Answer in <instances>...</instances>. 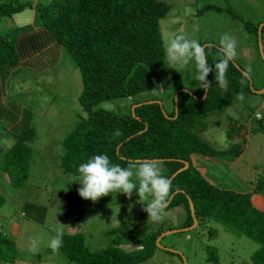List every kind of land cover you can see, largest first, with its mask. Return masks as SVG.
Wrapping results in <instances>:
<instances>
[{
    "label": "rangeland",
    "instance_id": "1",
    "mask_svg": "<svg viewBox=\"0 0 264 264\" xmlns=\"http://www.w3.org/2000/svg\"><path fill=\"white\" fill-rule=\"evenodd\" d=\"M161 1L170 5L166 15L160 19L165 46L176 34L196 39L201 45L206 41L219 45L220 36L229 33L238 42L234 59L242 66L243 72H247V78H251L253 91L244 95L243 99L235 100L231 107L216 111L208 119L207 129L197 126L193 131L218 150H228L242 142L245 150L234 160L218 157L213 164L205 160H199L198 164L204 166L205 176L223 188L253 191L258 181L264 178V133L251 132L252 128L264 124V93L258 92L264 89V54L258 31H249L245 22L253 24L254 28L264 24V0ZM16 3L17 0H0L3 9L6 4L15 6ZM48 3L40 0L38 10H43ZM17 32L18 29L8 31L5 24V31L0 37H16ZM262 41L264 51V32ZM175 68L168 66L166 57L164 72L154 84V89L139 93L134 98L103 101L96 108L131 113V104L137 100L140 102L134 104L136 107L159 103L162 110H172L173 98L176 107V94H179L176 93L177 88L186 85L188 88L185 89H193L196 93L201 89L195 79L197 69L194 61L187 65L176 64ZM82 89L81 71L63 46L49 48L24 65L0 72V112H11L3 119L8 124L6 130L19 131L28 125L36 128V137L30 143L33 155L27 182L12 187L6 172L0 170V185H3L0 194L7 196V201L0 208V224L7 225L12 218L13 225L16 222L23 224L31 216L33 225L22 236L25 247L35 245L31 264H42L44 257L46 263L63 264L62 261H66L60 251L56 252L49 246L57 234H83L92 250H100L112 245L115 228L119 230L117 234H123L131 226L141 230V222L145 223L143 226L147 231H157L160 226V222L148 220V214L143 211L144 205L137 202L135 191L131 200L115 192L96 202L85 200L77 192L80 185L72 182L75 175L63 170V141L86 117L79 100ZM257 114L261 117L258 118ZM232 125L237 132L243 133L248 129L245 140L241 141L237 134L234 137L238 138H229ZM4 144L7 145L6 151L13 145V140L6 136ZM0 147H3L2 144ZM164 168L161 164L162 173ZM256 196L258 200L264 198V189L254 198ZM148 199L151 200V197ZM26 202L28 209L25 208ZM187 212L184 207L164 210L161 225L172 228L165 229L160 235L183 229L182 225L188 219ZM130 218H136L140 223L133 225L128 220ZM10 233L15 235L12 231ZM161 245L163 247L156 246L152 258L141 264H185V260L187 264H252L251 255L259 247L251 238L238 236L226 225L215 221L205 226L199 222L190 231L166 235ZM122 247L138 249L132 242H125ZM213 255L216 261L212 259Z\"/></svg>",
    "mask_w": 264,
    "mask_h": 264
},
{
    "label": "trees",
    "instance_id": "2",
    "mask_svg": "<svg viewBox=\"0 0 264 264\" xmlns=\"http://www.w3.org/2000/svg\"><path fill=\"white\" fill-rule=\"evenodd\" d=\"M2 4L0 17L17 10L14 5L7 4L3 9ZM169 6L161 0H50L40 10L44 23L54 31L58 43L80 69L83 81L79 100L86 117L64 139L61 166L64 171L77 175L78 165L97 154H106L113 164L121 166H126L129 160L158 159L165 166L163 175L170 178L184 166V161H188L189 168L171 180V194L178 192L165 210L184 207L188 210V219L182 227L189 226L193 224L191 200L204 226L211 221L222 223L238 236H247L257 242L259 247L252 253L251 261L264 264V209L254 204V196L264 189V178L250 192L223 188L205 176L195 159L197 156L226 157L232 161L245 150L242 142L228 150H218L193 131L197 126L207 129L208 119L216 111L231 107L235 100H240L239 94L244 96L253 91L250 80L235 59L229 63L224 86L215 81L214 71L209 73L207 80L211 86L205 97L204 89L196 93L193 89H185L186 85L177 88L178 113L175 97L170 111L162 110L159 103L138 106L134 114L133 111L120 113L96 108L103 101L134 98L154 89L164 72L166 55L160 19ZM245 24L249 31H258L259 27ZM15 42V36L0 37V72L19 66L21 58ZM202 45L208 64H214L219 45L209 41ZM137 102L140 101L134 100L131 105ZM10 113L8 111L6 117ZM233 127L230 126L229 138L245 140L248 129L241 133ZM6 128L0 118L1 136L5 135ZM251 132L264 133V124L252 128ZM7 133L13 145L2 151L0 170L6 172L14 187L25 184L29 178L33 155L30 143L36 137V128L28 125ZM235 134L239 136L234 137ZM6 201L7 196L0 194V208ZM25 208L28 209L27 202ZM30 217L26 222L33 224ZM128 220L133 225L140 221ZM161 224L160 221L157 231H147L145 223L141 222V230L131 226L123 234H117L119 230L115 228L112 245L100 250H92L83 234L64 233L61 234L62 246L54 251H60L75 264H141L154 256L159 235L172 228ZM12 225L13 218L7 225L0 224V263L14 262L19 255L17 234L12 231L15 235L11 236V230L6 228ZM125 242H132L138 249L123 248ZM212 259L216 261L214 255Z\"/></svg>",
    "mask_w": 264,
    "mask_h": 264
},
{
    "label": "clouds",
    "instance_id": "3",
    "mask_svg": "<svg viewBox=\"0 0 264 264\" xmlns=\"http://www.w3.org/2000/svg\"><path fill=\"white\" fill-rule=\"evenodd\" d=\"M237 44L234 36L229 33L222 34L219 39L218 57L216 62L210 65L205 46L196 39L176 34L166 44L165 55L168 66L172 68H175L176 64L187 65L194 61L197 69L195 79L199 81V88L208 90L211 82L207 80V76L213 71L215 81L224 86L229 63L237 55ZM239 98L243 99L242 93L239 94ZM257 117L260 118L261 114H257ZM73 181L80 185L77 188L79 196L93 202L113 192L122 193L131 200L135 191L138 196L137 202L144 205L143 211L148 214V220L153 222L164 219L162 213L169 203L172 192L171 179L163 175L161 162L155 159L129 160L126 166H121L113 164L106 154L93 155L78 165L77 175L73 177ZM62 243V236L57 234L51 239L49 246L53 250H58Z\"/></svg>",
    "mask_w": 264,
    "mask_h": 264
},
{
    "label": "crops",
    "instance_id": "4",
    "mask_svg": "<svg viewBox=\"0 0 264 264\" xmlns=\"http://www.w3.org/2000/svg\"><path fill=\"white\" fill-rule=\"evenodd\" d=\"M39 1L40 0H17V3L15 5V8H17V10L11 14H8L0 18V35L2 32L5 31V24H6V29L8 31L18 29V35L16 36V42L14 46L16 48L18 55L21 58V62L19 63L20 64L19 66L28 63L32 59V57L39 56L42 52H44L49 48L61 46V44H59L57 41V37L54 31L50 27H48L42 19L41 13L38 10ZM43 1L44 2L47 1L48 3L50 0H43ZM52 54L54 53H51V55ZM7 79L9 80L7 82V85L9 86L10 78L8 77ZM7 112H8L7 110L0 112L1 120L6 119L5 114ZM6 125L8 126V124ZM4 132H5L4 136L0 135V146L1 144L3 146L0 147V155H2V151H5L4 146H7L4 144V137L7 136L8 131L5 130ZM7 137L9 138V136ZM2 158L3 157L0 156V160ZM195 159L197 165L203 168L204 171V166H200L198 164V161L205 160L208 164H213L216 158L206 159L203 156H197ZM254 204L257 207L264 209V198H260L258 200V197L256 196L254 199ZM6 209H9V207H6ZM32 225H33L32 223H27V222L23 224L20 222H16L11 227L9 226L10 229L8 228V226L6 227L8 230L14 231L17 234L16 240L18 242L19 255L18 257H16V260L14 262H7V263L1 262L0 264H31L32 263L30 262V260L33 259V255H35L34 254L35 245L28 244V246L25 247L22 243L23 234L25 233L26 230L31 228ZM45 259L46 258L44 257L43 258L44 262ZM44 262H42V264H57L56 262H49V263L46 262L44 263ZM62 262L63 264H75L69 261L68 259Z\"/></svg>",
    "mask_w": 264,
    "mask_h": 264
},
{
    "label": "water",
    "instance_id": "5",
    "mask_svg": "<svg viewBox=\"0 0 264 264\" xmlns=\"http://www.w3.org/2000/svg\"><path fill=\"white\" fill-rule=\"evenodd\" d=\"M263 27H264V24H261V25L259 26V28H258L259 44H260V48H261V52H262V54H264V51H263V41H262ZM237 65L239 66V64H237ZM242 69H243V68H242ZM242 69H241V70H242ZM242 71H243V70H242ZM244 73L246 74L247 72L244 71ZM248 77L250 78L249 74H248ZM250 85H251V86L253 85V82H252L251 78H250ZM251 89H252V88H251ZM207 91H208V90H206V92H205V94H204V97L207 95ZM255 91H256V90H255ZM258 92H259V93H264V89H263V90H260V91H258ZM178 95H179V94L177 93V94H176V113H178ZM135 107H136V106H133V109H132V110H133V114H134V111H135ZM137 160H143V159H137ZM155 160H158V159H155ZM158 161H159V160H158ZM184 163H185L184 166L181 167V168H179V169L173 174V176L170 177L171 180L173 179V177L177 176L179 173H181V172H183V171H185V170H187V169L189 168L190 163H189L188 161H184ZM177 192H178V191H176L175 193H177ZM175 193L171 194V197H170V200H169V203H168L167 207L170 205V203H171V201H172V199H173ZM190 205H191V213H192V217H193V224H192L191 226L185 227V228H183V229H175V230H172V231L170 230V231H168V232L163 233L162 235H160V236L157 238V240H156L157 245H159L160 247H163V246L161 245V240H162V238L165 237L166 235L173 234V233H178V232L190 231V230L194 229L195 227H197L199 221H198V217H197V215H196V213H195L194 204L192 203L191 200H190ZM166 249H168L169 251H172L173 253L175 252V253H178V254H182V253H181L180 251H178V250H174V249H171V248H166ZM184 259H185V257H184ZM185 264H187V261H186V260H185Z\"/></svg>",
    "mask_w": 264,
    "mask_h": 264
},
{
    "label": "flooded vegetation",
    "instance_id": "6",
    "mask_svg": "<svg viewBox=\"0 0 264 264\" xmlns=\"http://www.w3.org/2000/svg\"><path fill=\"white\" fill-rule=\"evenodd\" d=\"M188 227V226H187ZM183 228H185V227H183Z\"/></svg>",
    "mask_w": 264,
    "mask_h": 264
}]
</instances>
